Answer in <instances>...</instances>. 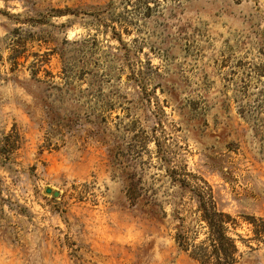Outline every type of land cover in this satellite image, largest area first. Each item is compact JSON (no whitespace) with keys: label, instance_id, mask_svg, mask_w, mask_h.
Instances as JSON below:
<instances>
[{"label":"rangeland","instance_id":"1","mask_svg":"<svg viewBox=\"0 0 264 264\" xmlns=\"http://www.w3.org/2000/svg\"><path fill=\"white\" fill-rule=\"evenodd\" d=\"M171 175L264 264V0H0V264H198Z\"/></svg>","mask_w":264,"mask_h":264},{"label":"trees","instance_id":"2","mask_svg":"<svg viewBox=\"0 0 264 264\" xmlns=\"http://www.w3.org/2000/svg\"><path fill=\"white\" fill-rule=\"evenodd\" d=\"M62 15H64V13L58 11V15L56 16ZM114 36V38L122 43L120 34ZM64 55L65 51H60L61 58H64ZM20 58L19 54H13L14 66L19 64ZM46 62V60L32 62L31 76L33 79H36L37 74L41 71L42 66L46 64ZM11 70L13 71L14 69ZM46 73L48 76H51V73L48 71H46ZM63 73H66L65 69H63ZM73 74L74 73H71V76ZM74 76L78 79L82 78L81 74ZM70 84L71 83L66 82L67 87H69ZM12 137L13 133H9L6 136V145L11 147V150H15L17 147H15V145L13 147L12 145L15 143V139L17 142L18 135H14V138L11 140ZM171 176L173 177V182L175 184L180 186L181 189H187L191 193V199L196 203L193 212V224L191 226H185V219L178 217L177 209H174V216L175 219L178 220V223L175 226L176 232L173 238L178 249L186 253L198 264H240L242 252L239 249L238 242L241 240V236L237 233L239 224L236 217L219 208L212 189L205 181H203V183L206 189H203L202 187L193 188L184 180L177 179L174 175ZM144 205L150 207L149 211L154 212L152 208L153 206L150 205V203L146 202ZM244 218L245 221L252 224V231L255 235L254 239L257 240L261 235L259 230L262 231V233L264 232V220L257 219L261 224L260 226H256L257 220L254 217ZM247 246L251 248L250 245Z\"/></svg>","mask_w":264,"mask_h":264},{"label":"water","instance_id":"3","mask_svg":"<svg viewBox=\"0 0 264 264\" xmlns=\"http://www.w3.org/2000/svg\"><path fill=\"white\" fill-rule=\"evenodd\" d=\"M46 192L47 193H51V190L50 189H47ZM53 195L56 197V196H58V193L57 192H54Z\"/></svg>","mask_w":264,"mask_h":264}]
</instances>
